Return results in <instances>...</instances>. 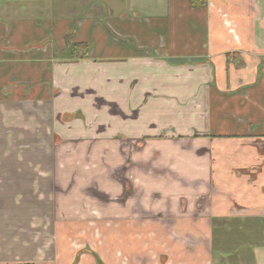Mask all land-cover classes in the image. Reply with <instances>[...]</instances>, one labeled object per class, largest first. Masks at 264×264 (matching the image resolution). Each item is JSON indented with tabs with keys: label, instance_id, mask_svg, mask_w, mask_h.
I'll return each mask as SVG.
<instances>
[{
	"label": "crops",
	"instance_id": "crops-1",
	"mask_svg": "<svg viewBox=\"0 0 264 264\" xmlns=\"http://www.w3.org/2000/svg\"><path fill=\"white\" fill-rule=\"evenodd\" d=\"M2 127L8 155H73L101 185L125 164L135 198L153 193L155 246L133 216L109 254L84 230L96 216H40L56 238L12 229L24 241L0 264H132L113 257L148 247L155 264H264V0H0Z\"/></svg>",
	"mask_w": 264,
	"mask_h": 264
},
{
	"label": "rangeland",
	"instance_id": "rangeland-1",
	"mask_svg": "<svg viewBox=\"0 0 264 264\" xmlns=\"http://www.w3.org/2000/svg\"><path fill=\"white\" fill-rule=\"evenodd\" d=\"M7 130L0 128V139H4L2 135ZM8 148L7 144H0V258L6 256L10 249L14 250L13 245L5 247L6 243L24 241L18 239L22 238V235L10 237L14 234L12 229L26 234L28 231H24L23 227L32 228V235H29L30 239L25 238L26 242L36 240L41 235L39 232L44 230L48 232L49 240L56 238L58 225L43 224L37 220H40V216L53 220L59 219L60 216H96V220H90L91 223L86 225L84 230L90 232L91 244L101 247L103 252L108 254L111 250H118L122 243L128 244L126 240L121 241L123 224L119 221L122 216H133L141 222L132 225L152 227L146 239L142 238L143 235L135 234L133 241L138 239L141 243H148V246H155V223H145L148 220L155 221V209L151 207L153 193L148 194L150 199L148 197L149 205L146 206L135 198L138 193L134 190L138 181L136 176L127 172L125 164L117 163L116 166L105 168V177H108L107 181L111 182V186L107 181L105 185H101L94 182V178L87 176L88 166L83 174L79 173V165L81 162L86 164V160H78L73 155H8ZM100 164H103V161ZM79 180L85 182L81 183ZM124 185L127 192H121ZM23 221L27 223L24 224ZM99 222L103 225H99ZM61 225L65 226V230L76 226L70 223ZM100 227H105L110 234L107 230L105 234ZM43 237L45 239V236ZM148 249L142 256L132 253L126 257L118 252L113 259L116 263H121V260L125 263L128 260L132 264H155V247ZM16 250L21 251L19 248Z\"/></svg>",
	"mask_w": 264,
	"mask_h": 264
},
{
	"label": "trees",
	"instance_id": "trees-1",
	"mask_svg": "<svg viewBox=\"0 0 264 264\" xmlns=\"http://www.w3.org/2000/svg\"><path fill=\"white\" fill-rule=\"evenodd\" d=\"M206 0H190L191 4L193 6H202L203 4H205ZM78 49L80 50V53L78 52ZM87 46L85 43L83 42H75L71 45V49H70V55H72L73 57H79V56H83L85 55ZM95 255V254H94ZM96 259L99 263H101L100 259L98 258V256H96Z\"/></svg>",
	"mask_w": 264,
	"mask_h": 264
}]
</instances>
